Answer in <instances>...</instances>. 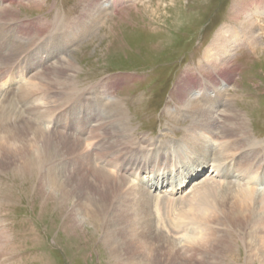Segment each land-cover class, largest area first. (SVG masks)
<instances>
[{
  "label": "rangeland",
  "instance_id": "374dc122",
  "mask_svg": "<svg viewBox=\"0 0 264 264\" xmlns=\"http://www.w3.org/2000/svg\"><path fill=\"white\" fill-rule=\"evenodd\" d=\"M94 1L0 2V23H11L7 26L13 30L12 32L11 29H6L2 23L0 25V64L1 59L7 54L6 51L9 53L13 48L20 51L30 48L28 60L35 58V61L29 60L30 67L21 63L23 68H19L16 74L14 73L17 63L9 68L8 61L0 68V85L3 83L4 88L2 93L0 87V108L10 99L15 102L17 107L15 115L18 117H14L16 123L0 126V264H127L129 261L174 264L172 258L174 256L178 264H183L184 252H180L181 258L177 256L179 249L186 244L184 240L190 231L187 229L184 232L181 229L180 233L174 235L170 233L168 226L177 227L181 224L178 219L180 210L185 206L192 182L204 178L206 174L210 175L209 178L214 174L212 166H216L215 154L220 144L228 141L226 144L234 145L233 140L236 142L241 139L232 138L234 136L223 140L215 136L214 140L210 137L208 139L207 136L203 137L201 135L203 131L197 130L195 126L194 116H197L195 110L186 109L177 99V89L184 83L189 82L192 85L196 79L198 82L204 78L216 82L217 90L219 86H223L228 95L225 98H220V94L217 97L220 90H209L207 93V101H212L213 112L221 124L217 129L224 126L226 111L238 113L244 118L246 130L251 137L250 143L243 137L241 140L245 141L244 146L231 147L230 154L236 152L233 157L239 159L244 154L251 153L256 162L264 160V14H260L264 11V0H117L114 6V0H100L101 5L112 2L111 8L105 9L109 12V17L104 21H100L96 15H83L85 9ZM260 7L262 9H258ZM83 25H91V31L85 35L81 34L55 55H49L48 45L54 44L56 38L62 41L66 33L76 31L77 28L79 35L82 33L79 26ZM230 31H234L231 39ZM7 42L9 43L6 44ZM58 45L61 46L62 43L59 42ZM58 61L63 65L71 64L73 68L70 67L68 69L70 71L64 76H56L54 72H57L59 67L53 64H57ZM8 69L11 73L7 71L5 76L4 73ZM47 70L49 74L47 73L45 78H41L42 75L36 77L39 73L45 74L43 72ZM222 72L221 75L228 78V82H223L217 76ZM33 77H36L33 83H40L36 86L38 91L34 94L35 97L33 95L28 99L27 93L18 94V90L27 85ZM209 85L212 89L213 86ZM90 91L94 95L96 93L101 95V98L96 116L88 123L87 118L90 117L91 108L96 102L86 103L82 100L92 99ZM196 99L202 106L207 102L205 98L202 101L200 96ZM29 100L37 101L32 105ZM112 100L118 101L127 116L125 121L128 125L127 133L120 131L119 135L115 133L112 135L104 132L105 129L101 127L103 122L96 125L99 119L111 123ZM70 105L72 109L75 107L79 109L72 112V120L64 114ZM34 106L41 107L42 112L45 110L48 112L45 120L39 121L42 127L47 130L61 128V132L75 135L82 141V146L80 145L77 152L79 156L77 153L76 156H70L75 161L68 156L67 162L66 159H62L68 165L58 167L57 170L64 187L72 176L75 182L83 181L75 189H71L75 186L73 183L69 185L71 197L64 203L59 201L63 190L57 192V198L53 199L51 185L42 180L39 174L26 175L21 172L24 159L37 151V142L40 140L39 135L27 122L34 113L32 110ZM83 110H86L85 121L80 119ZM61 118L63 125L57 124ZM66 121L68 124L71 122L68 128L65 126ZM82 123L87 124L83 128L87 131H83L79 126ZM199 125L198 123L197 126ZM90 126L98 136L91 133ZM193 130H197L198 132H195L206 141V154H211L207 155L209 160L203 168L201 167L202 171L178 187V180L183 177L181 174L190 168L189 166L197 163L196 156L193 158L194 151L187 146L186 141V137L196 135L193 134ZM219 131L217 136H221ZM124 136L127 138H123ZM98 144H104L107 149V152L102 150L103 156L99 152L91 153L93 146ZM174 149L177 150V161L171 163L175 160ZM136 150L146 156L147 154L151 157L157 156L158 153L161 156L159 172L151 174L147 171L124 175L130 184L144 185L151 197L157 240L156 237L145 239L144 236H140L141 232L136 225L137 230L134 232L139 241L148 240L153 243L150 255L147 252L148 256L144 257L141 256V252L146 251L145 247L124 245L134 236L132 232L129 238L121 234L119 230L124 228L123 223L126 221L121 220L120 225L117 223L112 205L106 206L109 226L102 228L96 221L79 215L78 211L87 203V198H93L83 185L84 179L93 174L91 169L102 167L110 174L116 175L119 166L124 163L123 160L128 159L129 154ZM167 153H170V156L165 159ZM87 154H92L90 164H85L81 160ZM80 156L82 157L79 158ZM154 156L153 160L159 158ZM197 156L200 157L199 154ZM106 158L110 159L107 160L110 164L104 163ZM114 160L116 164H111ZM172 164H175L173 171ZM166 166L167 169H164ZM261 171L264 173V169L259 170L260 175L263 174ZM222 174L224 175V172ZM223 175L218 177L215 173L212 178L215 177L225 184L232 182L246 184L244 186L251 184L250 180L238 177L234 169L230 170L226 177ZM162 179L169 183L172 180L178 181L173 185L171 183V190L175 188L170 192L171 195H163L171 185L163 186ZM94 181L95 178L90 179L91 184ZM253 181L260 191H264V186L258 185L257 179ZM232 186L230 187L238 189ZM91 201L93 199L87 203L89 209L92 208ZM161 204L163 208L160 210ZM243 216L246 217L247 214ZM109 234L115 237L112 238L108 236ZM247 243H250V240ZM176 245L179 249L175 247ZM235 250L241 259L239 264H245L247 249L242 241H239ZM139 257L145 260H139Z\"/></svg>",
  "mask_w": 264,
  "mask_h": 264
},
{
  "label": "bare ground",
  "instance_id": "6f19581e",
  "mask_svg": "<svg viewBox=\"0 0 264 264\" xmlns=\"http://www.w3.org/2000/svg\"><path fill=\"white\" fill-rule=\"evenodd\" d=\"M2 1L3 0H0L1 3H2ZM116 1L117 0H114L113 6L115 5ZM88 4H89V2H88ZM111 6H112V2H111V4L106 3V5H103V4L101 5L100 0H95L92 4H90L87 7V9H85L86 11L84 12L83 15L84 16L96 15V17L100 21H104V19L106 17L107 18L109 17V12H107L105 9L109 10V8H111ZM258 9H262V8L260 7ZM263 10H264V7H263ZM260 14L261 15L264 14V11L261 12ZM0 17H1V15H0ZM1 23L4 25V27L6 26L5 27L6 29H8V30L11 29L10 26H7V24H11V23H8V22H4V23L1 22ZM1 23H0V25H1ZM73 24H75V23H73ZM71 25L72 24H70V26ZM90 29H91V25L90 26H87V25L86 26L85 25L79 26V30L82 32L79 35L77 34V30H78V28H77L76 31L74 30L73 32L66 33V35L64 37H62V41H60L59 38H58V40L56 38L55 41H53L54 44L51 43L50 45H48V47L50 49L49 55L50 54H51V56L55 55L58 51H61V48L63 46H66L71 41L76 40L77 38H79V36H81V34L85 35L86 33L89 32ZM11 31L13 32L12 29H11ZM233 32L234 31H230V35H229L230 39L234 35ZM253 34L254 33L252 31V36H254ZM225 35H226V33H225ZM59 42L62 43L61 46L58 45ZM8 43L9 42H7L6 44H8ZM6 44H5V47H6ZM27 47H29V46H27ZM13 49L10 50L9 53H8V51H6L7 54L3 57V59H1L0 68L4 67L6 65V62H8V61H9V65H10L9 68L13 64L17 63V68L15 69V73H14V74H16V72H19V68H23V65H21V63H24L26 65V67H30L29 60L31 59V60L35 61V58H33V59L30 58L28 60V54H29L28 51L30 50V48H28V49L24 48V50H22V51H20L18 48H13ZM20 60H22V61H20ZM60 63L61 62L58 61L57 64H53L54 66L57 65L56 67H59V69L57 68L58 69L57 72H54V74L56 76H64L70 71V70L68 71V69H70V67L73 68V65H71V64L70 65L69 64L63 65ZM7 71L9 72V74L11 73V70L8 69L4 73L5 76L7 75L6 74ZM43 73H45V74L39 73L36 75V77L42 75L40 77L45 78L47 76L48 70L43 72ZM17 74H19V73H17ZM221 74H223V72L217 75V76H219V79L223 80V82H228L227 81L228 78L223 77ZM5 76H4L3 80L5 79ZM36 77H33V79L30 80L27 83V85L22 86V89L18 90V94L22 95L23 93H27L26 95H27L28 99L32 98V96L38 91V90H36V89H38L36 86L38 84H40V83L37 84V83L32 82L34 80V78H36ZM203 79H201L198 82L196 79V82L193 81L192 85L189 82L184 83L182 86H180L177 89V92H176L177 93V99L179 100V102L181 104H183V106L186 109H190L192 111L195 110V112H196L195 114H197V116H194V118L196 119L195 126H196V128H198L197 130L203 131V133L201 135L203 137L207 136L208 139L210 137V139H212V140H214V136H215V138H218V139L220 138L222 140L227 139V138H231V136H234L232 138H235V139L236 138L242 139L243 137H245V140L247 141V143H250L249 140L251 139V137L249 136V134L246 130V128H247L246 122H245L244 118L241 115H239L238 113L234 114V113H229L228 111H226V114L224 115V122H223L224 126L218 127V129L220 131L217 129V126H219L221 124L217 121V119H218L217 115H215L213 112L214 111L212 109L213 106L211 105L212 101H207L208 100L207 99V93L209 92V90L216 89L217 83L213 82L212 80H211L212 81L211 82V81H207V80H205V79L203 80ZM209 84H211L213 86L212 89H210ZM2 85H3V83L0 85V87L2 88L1 92L3 93L4 88ZM46 85H48V84H46ZM41 86H43V85H41ZM194 91H195V93L197 92V94H195ZM217 91L220 92V93L219 92L217 93V97L219 96L218 94H220V96H219L220 98L226 97L227 90H224L223 86H219ZM89 93H91V91ZM196 95L200 96V99H202V101L205 98V100L207 102L205 103L204 106L200 105V103L196 99V97H197ZM62 96H65V95H62ZM72 96H74V95H72ZM91 96H92L91 97L92 99H90V100L89 99L82 100V101H85L86 103L96 102L94 105L95 108L93 109L94 106L91 108L92 112L90 114V117L89 118L86 117L88 123L91 121L92 118H94V116H96L97 110H98L99 104H100L99 99L101 98V95H99L97 93L95 95L93 93H91ZM34 97H35V95H34ZM97 97H99V98H97ZM211 98L212 97L210 96V100H211ZM37 100H39V99H37ZM37 100H31V101L29 100L30 101L29 103H31L32 105H35V102ZM77 101H79V100H77ZM112 101H113L112 102V105H113L112 113H113V115H112V119L110 121L111 123L106 122L102 119H99V117H98L99 120L97 121L96 125H99L100 122H103L102 125L101 124L100 125H101V127L103 126V129H105L104 132L111 133V134L115 133V135L116 134L119 135L120 131H122L121 133L126 132V129L128 127L127 122H125V121H127V116L124 113L123 108H121L118 101H116V100H112ZM54 105H55V103H54ZM54 105H53V108H54ZM16 109H17V107L15 105V102H13L10 99H9V101H7V103L5 105L1 106V108H0V122H3V123H0V126L6 125V124H11V123H16V121L14 120V117L18 118L16 116L17 114L15 115ZM32 110H34V113H32V116L30 117V119L27 122H28V124L30 123L29 125H31V127L35 130L36 134L39 135L40 140L37 142L38 143L37 151L30 153L26 157V159H24L25 162L23 165V171H21V172H24L26 175L30 174V173L34 174V175L39 174L41 176L42 180H45L46 183L51 185V189L53 191L52 192L53 199L57 198L56 197V195L58 194L57 192H60L61 190H63L62 197L59 199V201H60V203L61 202L64 203L68 200V198L71 197L72 192L68 190L69 185L71 183H73L75 186L71 189H75V188H78L77 186H80V182H83V181L75 182L76 180L71 175L72 178L68 181V183H66L67 185L64 187L62 185L58 175H57V170H58V167L60 168V167H64V165H68L67 163L63 162L62 159H66V162H67L68 156L69 157L71 155L76 156L75 154L77 152H79V148H80L82 141H80V139L77 138L75 135L65 133V131L64 132L62 131L63 132L62 133L61 128H53L52 130H47V128L42 127V125L39 121L43 122V120H45L46 116H48V112H46V110H45V112L44 111L42 112L41 107H38V106H36V107L34 106V108ZM70 110H71V113H69ZM77 110H79L77 107L72 109V107L70 105V107L67 108V110H66V112H64V114H67L69 120H72V116H73L72 112L77 111ZM88 110L90 111V108ZM58 113H61V112H58ZM83 113H84V115L82 116ZM88 114H89V112H88ZM192 114H194V113H192ZM85 115H86V110L81 111L80 119L82 121H85ZM221 121H222V119H221ZM52 123L54 125V121H52ZM198 123L201 126L199 125V127H198L197 126ZM57 124L63 125V118L59 119ZM70 124H71V122H69V124L67 123V121L65 122V126L67 128L70 127L69 126ZM85 125H87V124L82 123L79 126H81V128L83 129ZM74 128H72V129H74ZM89 128H90L92 134L97 133V132L95 133L93 131L92 126H90ZM103 129H101V130H103ZM216 129H217V133H216ZM197 130H195V131H197ZM83 131H87V129L86 130L83 129ZM195 131L193 130L192 132H193V134H196V135H194V136L190 135L189 138L186 137V139H187L186 141L188 142L187 146L194 151V152H192V154L194 155L193 158H195V156H196L195 160L197 161L198 164L196 163L193 166L192 165L189 166L190 168H187L185 170V172L181 174V176L183 175V177L181 180H178L179 183L177 180H175V182H174V180H172L171 181L172 185L175 183H178V185L176 184L178 187L183 186V184L186 181L197 176V173L202 171V170H200L201 167L203 168V166L206 164V161L209 160L208 156L211 153L206 154V152H205L206 148H207L206 141L204 139H203L204 140L203 141L202 138L198 135V133H197L198 131L197 132H195ZM218 131H219V135H221V136H217ZM118 137H121V136H118ZM123 138H127V137L124 136ZM205 139H207V138L205 137ZM241 139H239L236 142L233 140L234 145L226 144L228 141L222 142V144H220V147L218 148V150H216V154H215V155H217L216 159L214 160V162L216 163V166H212V171L214 170L215 171L214 174L217 173L218 177L223 175L222 173L224 172L223 176L226 177L229 174V171L234 169V171L238 173V175H237L238 177L250 180L252 186H251V184L249 186H244L246 184L241 185V184H239V182L237 184L233 183V182L228 183V184L221 183L215 177L212 178V176L214 174L211 175V178H209L210 175L206 174L204 178H202L200 180L198 179V180L192 182V189L189 192L188 197L186 198L187 201L185 203V206L180 210V217L178 219H179V222L181 224L178 225L177 227H175V226L171 227V226L167 225L168 229H170L169 230L170 233L174 234V235H177L178 233H180L181 229L184 232L187 229H188V231H190V233H187L189 235L186 236L187 237L186 240H184L186 242V244L183 245L182 248H180V249L178 248L177 245L175 246L177 249H179V253H178L177 257L181 258V256H182L181 253L184 252L183 254H184L185 258L183 259V261H184L183 264H234L236 262H238V264H239L241 259L239 258L240 256L237 254V252L235 250L236 245L237 246L239 245V241H242L245 248L247 249V252H246L247 258L245 259L246 260L245 264H264V191H260L258 189L259 187L257 188V185L253 181V180L256 181V179H257L258 185L264 186V173L261 171L263 174L262 175L259 174L260 173L259 170L264 169V165L262 166V164H264V160H262V161L258 160L256 162V160L254 159V156L251 153H246L243 156H241L239 159L234 158L233 154H235L236 152H234L231 155L230 149H231V147H234V146H236L238 148L243 147L245 144V141L244 140L242 141ZM90 140H91V138H90ZM102 148H104V149H102ZM105 148L106 147L104 146V144H98L97 146H93L91 153L92 154H96L98 152L101 153L102 150H103V152H104V150L107 152V149H105ZM176 151L177 150L174 149L173 153L176 154L175 160L171 161V163L177 161V152ZM178 151L183 156V153H181L180 150H178ZM36 152H37V155H36ZM138 152H140V151L136 150L135 152H131V153L129 152L130 153L128 156L129 158L128 159L126 158L125 160L122 159L124 161V163H122V165L119 166V171L116 175L110 174L109 172L105 171V169H102V167H101V169H99L100 167L99 168H97V167L92 168L90 166L92 168L91 170L93 171V174H91V175L88 174L89 176L87 179H84L83 185L86 188L87 193L89 195L93 196V198H87L86 199L87 203L91 199H93V201H91V203H90V206L92 208L89 209L87 207V203H86L85 205L82 206V208L78 209V211L80 212L79 215L85 216L86 218L91 219L94 222L96 221V224L99 225L100 228H102V227L107 226L108 223H110L108 221V219H106L108 217L106 215L107 214L106 213V206L112 205L113 209L115 210L114 213L116 214L115 218L117 219V223H119V225H120L121 220L126 221V223H123L124 228L119 230L121 232V234H125L129 238V234H130V232H132V236H134V232L137 230L136 229V226H137V227H139L138 229L141 232L140 236H144L145 239L156 237V240H157V236H155L156 235V233H155L156 229H155V226L153 225L154 219L152 218L153 213L151 210L150 194L146 191L147 189L144 185L136 186V185L130 184V182L128 181V178L126 176L128 174L133 175V173L134 174H141V173H145L147 171H149L150 173L152 172L153 174H154V172H157V171L159 172V170L161 168L160 167L161 166V156H159V153L157 156H154L152 154L155 158H158V156H159V158L157 160H155V159L153 160V156L152 157L149 156L150 154H147L148 156H146V155L140 154ZM238 152H240V150ZM92 154H87L84 157L80 156L79 158L82 157L81 160H83V162L85 164H90L89 162L92 159V156L90 159V155H92ZM197 154H199L200 157H198ZM103 155L104 154H102L101 156H103ZM77 156H79V154ZM114 156H115V154H114ZM167 156L169 157L170 153H167L164 156V158L167 159ZM203 157H205V158H203ZM230 157H232V159H230ZM79 158L77 160H79ZM113 158H115V157H113ZM116 158H117V156H116ZM197 158H199V159H197ZM71 160H72V158H71ZM73 160H74V158H73ZM107 160H110V159L106 158L105 162L104 161L103 162L110 164V162H108ZM253 160H255V161H253ZM227 162H229V163H227ZM226 163L228 165H226ZM74 164H75V162H74ZM111 164H116V161L115 160L112 161ZM225 165L227 167H225ZM167 166L164 167V169H167ZM171 167H172L171 169L173 171L175 164L174 165L172 164ZM38 171H39V173H38ZM212 171H211V173H212ZM42 172L45 174L42 175L41 174ZM85 175L86 174H84V176ZM124 175H126V176H124ZM91 178L92 179L95 178V181L92 184L90 182ZM149 178L151 179L152 176L150 175ZM85 181H86L87 185L85 184ZM161 183L163 186L165 184L171 185V183H169L165 179H162ZM45 185H47V184H45ZM157 185H159V183ZM172 185L170 186V189H167L166 192H164L165 194H163V195H165V196H166V194L171 195L170 192L175 190V188L173 190H171ZM152 186H153V184H152ZM230 186L238 188V189L237 190L233 189ZM226 188H228V189L226 190ZM161 207H162V204L160 205V210H161ZM245 213L247 214L246 217L243 216V214H245ZM166 223H168V222H166ZM205 225L206 226L208 225L209 227H206ZM212 225H213V227H212ZM188 226H191V228H188ZM249 229H252L253 233L247 232V230H249ZM121 234H119V235H121ZM162 234H163V232H162ZM250 234H252V235H250ZM108 236H110L112 238L115 237L114 235L111 236L110 234ZM172 237H173V239L175 238L174 236H172ZM248 240H250V243H247ZM173 243H175V242H173ZM124 245H128L129 247H134V246L137 247L138 245H139V247H145L146 251L141 252L142 253L141 256L144 257V255H146V256L150 255V250H152L151 245H153V243H151L148 240L139 241V238H136L134 236V238L128 239V241H126L124 243ZM174 248L172 250L175 253ZM173 251H171V252H173ZM147 252H149L148 255H147ZM143 257H139V260H145V258H143ZM172 258H173L174 264H178L176 256H174ZM198 258H199V260H197ZM146 262L147 261H145V262L144 261H135V262L129 261V262H127V264H147Z\"/></svg>",
  "mask_w": 264,
  "mask_h": 264
}]
</instances>
